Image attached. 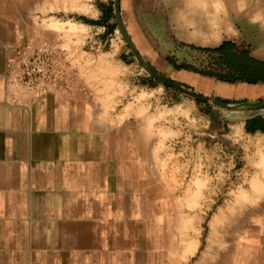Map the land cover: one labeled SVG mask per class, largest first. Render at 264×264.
Segmentation results:
<instances>
[{"label": "crops", "instance_id": "1", "mask_svg": "<svg viewBox=\"0 0 264 264\" xmlns=\"http://www.w3.org/2000/svg\"><path fill=\"white\" fill-rule=\"evenodd\" d=\"M30 1L0 0V264H264V132L246 128L264 110L207 115L154 84L105 20L113 0ZM190 1L121 0L141 56L210 98L264 100V82L207 74L217 55L199 48L245 38L208 42ZM42 11L55 15L32 19ZM26 43L53 51L61 90L31 99L8 84ZM212 174L231 176L225 199L207 196L226 184Z\"/></svg>", "mask_w": 264, "mask_h": 264}, {"label": "rangeland", "instance_id": "2", "mask_svg": "<svg viewBox=\"0 0 264 264\" xmlns=\"http://www.w3.org/2000/svg\"><path fill=\"white\" fill-rule=\"evenodd\" d=\"M59 1H62V0H47V1H45V0H31L30 3L28 4V6H30L33 9L39 10L40 5L43 4L44 8L47 5L49 10H54L56 8V5L59 3ZM63 1H65V3H66V1H68V0H63ZM69 2L71 3V0H69ZM233 3H235V6L238 9V12H240V13L247 14V12H249L251 9L254 10L255 12H262L261 14L264 13V0H233ZM209 9L212 10L213 8L209 7ZM234 13H235L234 11H230V14L228 13V15H231V16L229 18L228 23L224 22L223 27L221 26V24L212 25L211 31H210L211 34H207L208 42H213V41H211V39L215 38V35H214L215 32L219 36L221 35V32H223V37H225V38L239 37L238 34H241L245 38V40L243 41L242 44L239 45V47L247 50L248 52H251V51L246 49V47L248 45L244 44V43H246L249 40L255 42L257 49L264 48V24L262 23L261 18H252L250 16L247 17V16L243 15L238 20V18H234V16H235ZM29 15L30 14H28V13H24L23 17L25 19H27V17ZM31 15H32L33 20L39 21V22L42 21L45 23L46 20L48 19V16L55 15V14H51L49 12L42 11L41 13L37 12V13H32ZM263 16H264V14H263ZM53 27H55V25H53ZM219 36H218V39H219ZM240 40H242V39L240 38ZM215 45L216 44L212 43V44L206 45L205 47H214ZM210 56H212V55L209 54V57ZM214 58H215V56H212L213 61H214ZM144 73L146 75H148L145 71H144ZM157 83H158L157 85L164 86V85L160 84L159 82H157ZM167 88H168V90H170V92H176V95H175L176 100H180L179 98H184L186 100H193V99L185 96L184 94L173 90L172 88H169V87H167ZM212 99H214V98H212ZM193 101H195V100H193ZM198 105L201 106L202 110L205 109V106L212 107L213 108L212 111H214V108H215L214 106H211V105H208L205 103H201V104L198 103ZM250 110L255 111L258 109H250ZM260 110L261 109H259L258 111H260ZM262 110H264V109H262ZM229 111H232V110H229ZM238 166H240V165H238ZM211 176L213 177V182H217V181L222 182V183L225 182L226 184L224 186V189H221V188L215 189V190H213L211 188L208 189L207 190V196L210 197L211 195L216 194V196H218L219 198L225 199L228 196V193L232 191V189L229 188L230 184L227 183V182H230L232 180L231 176H229L228 174H225V175L212 174Z\"/></svg>", "mask_w": 264, "mask_h": 264}, {"label": "built area", "instance_id": "3", "mask_svg": "<svg viewBox=\"0 0 264 264\" xmlns=\"http://www.w3.org/2000/svg\"><path fill=\"white\" fill-rule=\"evenodd\" d=\"M21 56L7 70V82L34 99L61 90L64 72L47 45L24 44Z\"/></svg>", "mask_w": 264, "mask_h": 264}, {"label": "trees", "instance_id": "4", "mask_svg": "<svg viewBox=\"0 0 264 264\" xmlns=\"http://www.w3.org/2000/svg\"><path fill=\"white\" fill-rule=\"evenodd\" d=\"M114 3L112 2L109 8L110 17L106 18V22L114 17ZM104 12L102 4L99 5ZM201 51L217 55L214 58L213 65L215 72L207 73L210 76L217 78L223 82L236 83L245 82L248 84H258L264 82V61H260L251 56L250 52L237 46L232 41H224L218 47L199 48ZM154 84H158L152 78ZM226 103L234 101L217 99ZM201 104L202 102L196 101ZM243 103H246L244 101ZM212 107L205 106L203 112L207 115L212 114ZM247 132L255 133L258 131L264 132V119L260 116L247 121Z\"/></svg>", "mask_w": 264, "mask_h": 264}, {"label": "water", "instance_id": "5", "mask_svg": "<svg viewBox=\"0 0 264 264\" xmlns=\"http://www.w3.org/2000/svg\"><path fill=\"white\" fill-rule=\"evenodd\" d=\"M113 8H114V15L116 19L117 26L119 28V31L125 40L127 46L130 48L133 56L135 57L136 61L139 63V65L142 67V69L148 74L149 77H151L153 80L159 82L160 84L172 88L173 90L184 94L185 96L195 100L199 101L211 106H214L216 108H221L224 110H250V109H264V100H259L255 102H246V103H226L223 101H219L217 99H212L208 96L202 95L200 93H197L196 91H193L191 89H188L176 82H173L159 73H157L155 70H153L148 63L144 60V58L141 56L135 45L133 44L124 24L121 18V0H113Z\"/></svg>", "mask_w": 264, "mask_h": 264}, {"label": "bare ground", "instance_id": "6", "mask_svg": "<svg viewBox=\"0 0 264 264\" xmlns=\"http://www.w3.org/2000/svg\"><path fill=\"white\" fill-rule=\"evenodd\" d=\"M190 2H191V6L193 8H196L197 6H199V7L201 6L202 9L204 10V12L206 13L207 34H211L210 31H211L212 25L221 24V26L223 27L224 22L228 23L229 18L231 16V15H228V13L230 14V11L235 12L234 18H238V20H239V18H241L244 15L247 17L250 16L252 18H261V21L264 24V16H263L264 13L261 14L262 12H255L252 9L249 12H247V14L240 13V12H238V9L236 8L235 3H233V0H191ZM209 7L213 8V9L210 10ZM189 10H194V9H189ZM194 23H195V21H194ZM190 26H192V25H190ZM214 35H215V38H212L211 41H216L218 39L219 35L216 32L214 33ZM258 162H260V161H258Z\"/></svg>", "mask_w": 264, "mask_h": 264}]
</instances>
